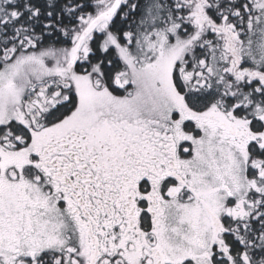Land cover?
I'll return each instance as SVG.
<instances>
[{
  "label": "snow or ice",
  "instance_id": "obj_1",
  "mask_svg": "<svg viewBox=\"0 0 264 264\" xmlns=\"http://www.w3.org/2000/svg\"><path fill=\"white\" fill-rule=\"evenodd\" d=\"M0 264H264V0H0Z\"/></svg>",
  "mask_w": 264,
  "mask_h": 264
}]
</instances>
